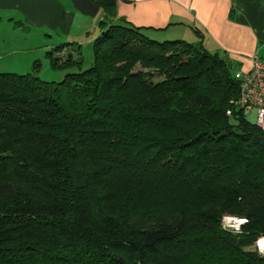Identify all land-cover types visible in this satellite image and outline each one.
Listing matches in <instances>:
<instances>
[{"label": "trees", "instance_id": "1", "mask_svg": "<svg viewBox=\"0 0 264 264\" xmlns=\"http://www.w3.org/2000/svg\"><path fill=\"white\" fill-rule=\"evenodd\" d=\"M91 1L88 68L62 43L60 81L40 58L0 72V264H264V127L238 69L197 27L160 41Z\"/></svg>", "mask_w": 264, "mask_h": 264}, {"label": "crops", "instance_id": "2", "mask_svg": "<svg viewBox=\"0 0 264 264\" xmlns=\"http://www.w3.org/2000/svg\"><path fill=\"white\" fill-rule=\"evenodd\" d=\"M75 9L72 0H0V70L11 66L2 58L19 54L2 45L14 35L4 28L43 29L47 43L41 47L46 51L57 46L51 45L56 31L73 42ZM116 16L164 38L184 32L182 38L196 40L197 27L205 34L206 47L225 52L238 70H250L255 57L264 58V0H117Z\"/></svg>", "mask_w": 264, "mask_h": 264}, {"label": "rangeland", "instance_id": "3", "mask_svg": "<svg viewBox=\"0 0 264 264\" xmlns=\"http://www.w3.org/2000/svg\"><path fill=\"white\" fill-rule=\"evenodd\" d=\"M76 10V9H75ZM77 12V11H75ZM78 17L75 19L74 23V31L73 36L74 40L73 42H69V38H67V35L61 31L55 32V38L51 41V45H58V44H66V47L63 50H60L55 56H65L69 52H73V50H76L77 48H81L82 55L84 58V64L82 69H86L90 66L92 62L93 57V41L94 39L99 35V27H98V19L97 17H92L89 15H85L82 12H77ZM87 16V17H86ZM15 28V30H14ZM5 33H11V38H8V42L2 44L7 45L8 48H14L16 54L14 56H6L2 58V62L6 63L9 70L12 72L17 73H28L32 72L34 69L32 68V63L34 59L40 58L41 60V71L39 72L40 78L47 81H60L64 78V75L67 72H74L78 71V68L76 66H70L69 69H54L50 65V57L48 58L46 56V51L43 47H41L44 43H47V38L45 35V32L43 29H37V28H26V26H19L15 27L14 24H10L7 30L4 28ZM147 35H149L152 38L158 39L160 41H163L165 39L174 40V39H184L182 37L184 32H180L178 36L164 38V34L157 36L156 34L152 33L151 31H145ZM180 37V38H179ZM185 40L187 41H195L193 38L186 37ZM73 43V44H72ZM31 48H36L34 50H31ZM50 48V47H49ZM61 49V48H60ZM41 56H37L39 54ZM42 53V54H41ZM4 71V70H0ZM249 120L254 122V116L249 115ZM241 219L227 215L223 218V225L226 228L229 229H239V222ZM252 249H257L261 254L264 255V251L261 249L260 245L258 243L255 244V246L252 247Z\"/></svg>", "mask_w": 264, "mask_h": 264}, {"label": "built area", "instance_id": "4", "mask_svg": "<svg viewBox=\"0 0 264 264\" xmlns=\"http://www.w3.org/2000/svg\"><path fill=\"white\" fill-rule=\"evenodd\" d=\"M236 78L240 81L239 97L236 101L245 116L255 113V122L264 125V58L253 59L250 70H237ZM230 111H228V114Z\"/></svg>", "mask_w": 264, "mask_h": 264}, {"label": "water", "instance_id": "5", "mask_svg": "<svg viewBox=\"0 0 264 264\" xmlns=\"http://www.w3.org/2000/svg\"><path fill=\"white\" fill-rule=\"evenodd\" d=\"M72 2L75 8L85 15L96 17L100 11L99 6L93 3L91 0H72ZM244 222L245 220L241 219V221L239 222V226H241ZM257 243L259 244V242Z\"/></svg>", "mask_w": 264, "mask_h": 264}, {"label": "bare ground", "instance_id": "6", "mask_svg": "<svg viewBox=\"0 0 264 264\" xmlns=\"http://www.w3.org/2000/svg\"><path fill=\"white\" fill-rule=\"evenodd\" d=\"M258 242H259L260 247H261L262 250L264 251V236L261 237V238L258 240Z\"/></svg>", "mask_w": 264, "mask_h": 264}]
</instances>
